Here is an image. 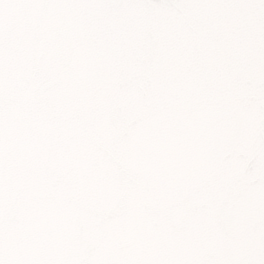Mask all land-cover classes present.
<instances>
[{
	"label": "snow or ice",
	"instance_id": "1",
	"mask_svg": "<svg viewBox=\"0 0 264 264\" xmlns=\"http://www.w3.org/2000/svg\"><path fill=\"white\" fill-rule=\"evenodd\" d=\"M0 264H264V0H0Z\"/></svg>",
	"mask_w": 264,
	"mask_h": 264
}]
</instances>
